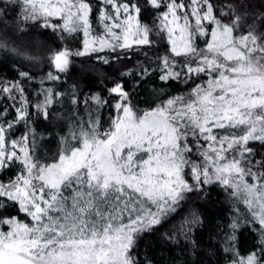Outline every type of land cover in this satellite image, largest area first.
Listing matches in <instances>:
<instances>
[{"label": "snow or ice", "instance_id": "6c2138e0", "mask_svg": "<svg viewBox=\"0 0 264 264\" xmlns=\"http://www.w3.org/2000/svg\"><path fill=\"white\" fill-rule=\"evenodd\" d=\"M0 53V264H264V0H0Z\"/></svg>", "mask_w": 264, "mask_h": 264}, {"label": "trees", "instance_id": "16d2710c", "mask_svg": "<svg viewBox=\"0 0 264 264\" xmlns=\"http://www.w3.org/2000/svg\"><path fill=\"white\" fill-rule=\"evenodd\" d=\"M140 58L143 59L142 56ZM4 64H7V67H3L2 65H4ZM18 67H20V66L16 65L15 58H9V59L6 60L5 57H4V54L0 53V81L16 79L17 78V72L14 71V70H11V69H16ZM23 70H27V68H24ZM75 78L76 77H73V79H75ZM80 83H81V87H83L84 86V81L81 80ZM96 85H97V87L92 88V91H98V90H100V87H102V85L99 84V81H96ZM28 86L29 87H34V85H32V84H30ZM67 88H68V84H65L64 90H67ZM46 129L49 130V131L51 130L50 128H48L47 122L41 123L40 124L41 132H44ZM216 195H218V198L220 200H224L226 202V197H225V195L222 192L218 193ZM177 220H179V217H177ZM210 234H212L214 236V233H213V231H212V229L210 227L201 228L196 233L197 238L201 242L202 246L205 247V248L208 246V244L210 242L213 243V244H215L217 242L214 238L211 241L209 240ZM246 239L249 242H251L253 239L258 241L259 237L257 236L255 238H253L252 236L246 234ZM148 255L149 256L152 255V249L149 250Z\"/></svg>", "mask_w": 264, "mask_h": 264}]
</instances>
